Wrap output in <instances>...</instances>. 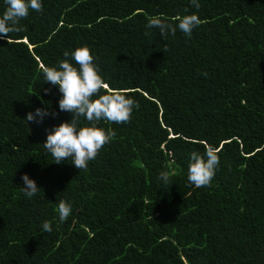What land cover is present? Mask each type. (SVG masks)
<instances>
[{
  "label": "trees",
  "instance_id": "1",
  "mask_svg": "<svg viewBox=\"0 0 264 264\" xmlns=\"http://www.w3.org/2000/svg\"><path fill=\"white\" fill-rule=\"evenodd\" d=\"M42 4L0 39V264H264V0ZM192 13L201 24L190 38L145 27L149 16ZM79 46L109 90L139 105L129 123H98L116 135L86 170L43 146L72 114L41 66ZM37 108L57 115L27 122ZM205 145L220 163L211 186L196 188L189 154ZM24 173L40 187L32 198ZM60 200L72 206L65 222Z\"/></svg>",
  "mask_w": 264,
  "mask_h": 264
},
{
  "label": "clouds",
  "instance_id": "2",
  "mask_svg": "<svg viewBox=\"0 0 264 264\" xmlns=\"http://www.w3.org/2000/svg\"><path fill=\"white\" fill-rule=\"evenodd\" d=\"M192 7L200 8L199 0H190ZM5 9L0 13V39L9 40V34L24 30L21 21L29 16L30 11L43 12L42 0H4ZM201 19L195 14L177 15L169 20L159 15L147 17L146 29H158L166 40L175 36L177 30L186 37H191L193 29L200 26ZM150 32L146 31L145 35ZM164 52L167 51L165 47ZM64 59L56 66H41L44 82L57 86L62 94L59 110L72 114L71 119L62 121L47 132L43 146L57 164L69 160L79 170H86L89 161L95 160L99 151L115 138L114 130L98 127L100 121L115 124L129 123L138 102L120 91L109 90L100 73L95 57L87 46H79L69 51L64 50ZM74 61V63H73ZM47 91V89L45 90ZM55 116V111L37 108L28 112L24 118L27 122L40 123L46 116ZM85 123H81V120ZM220 157L215 147L205 145L203 153L192 151L189 154L187 182L196 188L209 187L219 167ZM171 173L163 170L158 180L164 185L171 184ZM21 191L32 198L40 191L34 179L27 173L22 174ZM56 212L60 222H65L72 213L70 203L60 200ZM42 230L51 232L49 221H44Z\"/></svg>",
  "mask_w": 264,
  "mask_h": 264
}]
</instances>
